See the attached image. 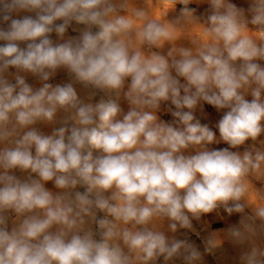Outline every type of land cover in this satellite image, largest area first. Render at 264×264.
<instances>
[{
    "label": "clouds",
    "instance_id": "obj_1",
    "mask_svg": "<svg viewBox=\"0 0 264 264\" xmlns=\"http://www.w3.org/2000/svg\"><path fill=\"white\" fill-rule=\"evenodd\" d=\"M165 2L0 0V264H264V0Z\"/></svg>",
    "mask_w": 264,
    "mask_h": 264
},
{
    "label": "rangeland",
    "instance_id": "obj_2",
    "mask_svg": "<svg viewBox=\"0 0 264 264\" xmlns=\"http://www.w3.org/2000/svg\"><path fill=\"white\" fill-rule=\"evenodd\" d=\"M234 2L239 3L240 0H234ZM147 6H149L151 14L153 15L154 18H159L162 16L163 12L166 11V9L169 7V5L165 2V0H159V2H157V0H147ZM180 6H177V8L179 9ZM192 7H196V5H192ZM206 7V6H203ZM203 7H201L200 11H203ZM175 15V13H170V17ZM6 27V25H5ZM55 38V37H53ZM2 43V42H0ZM23 46V45H21ZM67 79L66 75L64 73H60L56 78H54L52 81H50L51 83H61L64 82ZM28 82L34 84L35 86H39L38 83H36L34 81L33 78L29 77L28 78ZM249 100L251 99V97H247ZM97 99H99V97H97ZM122 106L125 108V110H127V105L122 103ZM223 115L222 112H217L216 109H214L212 106L205 104L204 105V111L203 113L201 112H197V117L201 120V123H206L209 125L210 128H212V130L214 132H216L217 137H219V132L218 129L215 127L216 123L219 121V119L221 118V116ZM162 119H164L165 121H170L172 118L170 116V114H165L162 115ZM43 131L47 134H50L51 129L48 127L43 128ZM262 139H264V136L261 137ZM248 143H251L250 141ZM211 147L213 148H225L228 147L226 144L221 143L219 145H212ZM240 151H243V148L240 149ZM94 155H96V153H94ZM16 175L20 176L21 174L19 172L16 173ZM46 187L52 189V184L51 182H49ZM80 191H83V189H79ZM208 220L213 221L212 226L215 227H220V224H218L215 219L214 216H209L207 217ZM237 220L236 216L232 217V222H235ZM193 239H195V237H193ZM197 243H199V241H197ZM209 264H212L211 258L209 257Z\"/></svg>",
    "mask_w": 264,
    "mask_h": 264
}]
</instances>
